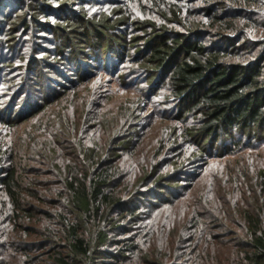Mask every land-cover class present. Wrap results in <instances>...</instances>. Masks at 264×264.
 Instances as JSON below:
<instances>
[{
  "label": "trees",
  "instance_id": "16d2710c",
  "mask_svg": "<svg viewBox=\"0 0 264 264\" xmlns=\"http://www.w3.org/2000/svg\"><path fill=\"white\" fill-rule=\"evenodd\" d=\"M129 25L144 35L129 38ZM45 34L50 47L36 41ZM8 47L28 80L31 71L42 76L46 59L60 61L55 75L73 81L68 73L83 80L90 62L133 58L150 91L169 92L184 129L176 130L174 160L153 159L136 172L115 163L119 148L134 143L112 138L114 158L91 165L93 150L87 167L66 166L64 194L46 202L51 195L37 191L39 210L26 199L30 181L1 165L0 264H264V172H227L225 191L210 185L203 195L195 188L201 177L188 172L264 142V0H0L1 53ZM77 84L61 83L22 111H42ZM57 126L62 138L71 134L70 124ZM175 212L183 224L172 238ZM22 221L32 224L23 237ZM220 221L235 233L216 234Z\"/></svg>",
  "mask_w": 264,
  "mask_h": 264
},
{
  "label": "rangeland",
  "instance_id": "374dc122",
  "mask_svg": "<svg viewBox=\"0 0 264 264\" xmlns=\"http://www.w3.org/2000/svg\"><path fill=\"white\" fill-rule=\"evenodd\" d=\"M93 13L94 10L91 14ZM127 29L129 38L136 33L140 36L144 35L134 25H129ZM43 36L44 39L36 41L40 42V45L50 47L47 39H50L51 35ZM24 38L28 39V35H23L21 42ZM24 48L26 49L25 46ZM9 49L6 48L5 54L0 51L1 62L5 61L0 74V148L2 149L0 160L3 161L0 167L9 163L19 170L20 178L30 181L28 186L34 188L26 199L36 208L35 210L40 209L34 200L37 191L44 199V194L51 195L46 198V202L57 199L61 192L64 194L66 181L63 170L66 166H73L77 171L82 169V166L87 167L90 163L88 164L85 155L88 152L91 154L93 150H95L94 160L91 165L107 155L108 158H114L109 154L112 138L134 143L133 148L126 150L119 148L121 152L115 157V163L126 171L133 169L136 172L142 168H149L151 161L155 163L153 159L168 161L165 156L174 160L179 155L170 151L175 146L173 140L176 132L179 131L178 128L184 129L180 122L175 120L177 116L175 101L169 97V92L162 88L163 86L150 91V84H146V76L142 68L133 58L120 61L113 56L103 64L90 62L91 65L94 64L93 68L90 69V75L83 80L75 79L72 72L68 73L67 77L73 81H63L55 75L59 71L55 62L60 61L53 58L46 59V67L40 69L42 76L31 71L32 76L30 75L31 78L28 80L29 76H25L27 67L23 58H20V54L18 56L19 52ZM21 52L25 54L24 58H28L26 50L22 51L21 48ZM43 56L37 55V58ZM61 69L66 71L65 68ZM74 82L79 84L71 92L69 90L68 95H54L48 104L44 102L46 106L42 105L44 107L42 111V108L31 114L29 110L22 111L23 106L31 103V100L40 96L50 97L53 95L51 90L62 91L59 89L61 83ZM126 107H131L135 111V117L131 121L130 113L125 111ZM6 111H10V115L2 118L1 114ZM19 115L22 117H18ZM59 122L64 125L68 123L72 128V131H69L71 134L66 138H62L57 133ZM62 130L63 127L60 131ZM56 144L59 145L58 149ZM254 145L230 157L207 159L210 162L206 168L200 170L201 172L197 168L189 169L190 174L201 177L195 187L196 191L201 190L199 195H203V190L210 185H218L220 190L225 191V187H228V183L233 180L230 177L232 173L237 174L246 170L257 176L264 172V142ZM10 148L13 151L9 152ZM227 172H232L229 177L226 176ZM150 200L153 201L154 198ZM173 211L172 209L171 212ZM173 219L175 228L169 231V235L175 238L176 228L183 224V219L176 212ZM20 224L23 237L26 234L25 229L32 224L26 221ZM215 227L218 230H213L220 236L236 231L231 224L221 221ZM229 240H231L229 236L222 239V241Z\"/></svg>",
  "mask_w": 264,
  "mask_h": 264
}]
</instances>
